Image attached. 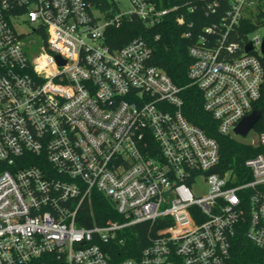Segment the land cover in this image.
Masks as SVG:
<instances>
[{
  "label": "built area",
  "instance_id": "built-area-1",
  "mask_svg": "<svg viewBox=\"0 0 264 264\" xmlns=\"http://www.w3.org/2000/svg\"><path fill=\"white\" fill-rule=\"evenodd\" d=\"M202 4L212 22L198 30L193 1L0 0V264H232L239 229L264 251V129L246 135L261 150L245 170L221 175L217 140L152 63L154 40L109 43L125 19H174L191 42L190 85L217 132L238 140L261 110L264 0ZM98 195L120 220L96 221ZM143 223L149 243L115 261Z\"/></svg>",
  "mask_w": 264,
  "mask_h": 264
},
{
  "label": "trees",
  "instance_id": "trees-1",
  "mask_svg": "<svg viewBox=\"0 0 264 264\" xmlns=\"http://www.w3.org/2000/svg\"><path fill=\"white\" fill-rule=\"evenodd\" d=\"M192 1L197 8L193 14L195 28L199 30L204 24L212 22V18L205 15L202 0H165L168 4ZM183 32L184 28L177 24L174 19H169L167 22L149 29L134 16L123 20L119 27L113 29L112 35L109 36V43L116 48L123 46L135 37L153 39L152 63L162 68L182 88L181 95L184 100L183 112L185 116L189 121L200 126L214 137L219 144L220 164L214 171L221 175L231 169L241 173L245 170L246 159L258 153L261 148L252 147L229 135L217 132L216 121L204 109L201 91L195 85H190L188 70L192 59L188 48L191 42L183 36ZM158 33L161 34V37L156 40L154 37ZM260 109L262 117L255 126L257 131L264 129V93L261 98ZM93 198V208L98 223H105L108 219H121V216L115 212L105 197L98 195ZM92 223L90 218L84 224L89 226ZM149 234H151L149 223H143L129 229L126 232L125 243L111 252L112 258L115 261H120L128 257L139 256L142 248L149 243ZM232 255V264H259L264 262V251L245 237L243 229H239L236 233Z\"/></svg>",
  "mask_w": 264,
  "mask_h": 264
},
{
  "label": "water",
  "instance_id": "water-1",
  "mask_svg": "<svg viewBox=\"0 0 264 264\" xmlns=\"http://www.w3.org/2000/svg\"><path fill=\"white\" fill-rule=\"evenodd\" d=\"M248 49H251V46L248 47ZM263 53H264V42L262 47ZM262 117L261 110H255L250 115L244 117L241 122L237 125L235 128V132L243 137H245L248 132L256 126V124L259 122V120ZM109 202L115 206V202L112 201L109 198Z\"/></svg>",
  "mask_w": 264,
  "mask_h": 264
},
{
  "label": "rangeland",
  "instance_id": "rangeland-1",
  "mask_svg": "<svg viewBox=\"0 0 264 264\" xmlns=\"http://www.w3.org/2000/svg\"><path fill=\"white\" fill-rule=\"evenodd\" d=\"M122 7H123L124 9H129V8H130V6L128 5V3L125 2V1L122 3ZM20 29L23 30V31L29 32L30 29H31V27H30L28 24H23V25H21ZM257 32H258L259 34L263 35V34H264V28H261V29L258 30ZM235 137H236L239 141H241V142H256L257 139H258V135H257V133H256L255 131L250 132V134H249L248 136H246V137H243V136H235ZM200 187H201V188L198 189V190H200V191H204V190H205V189H204V183H203V182H201V186H200ZM202 188H203V189H202ZM197 192H198V191H197Z\"/></svg>",
  "mask_w": 264,
  "mask_h": 264
}]
</instances>
